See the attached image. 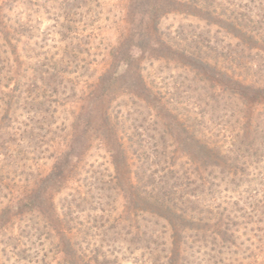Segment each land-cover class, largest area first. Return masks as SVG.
I'll use <instances>...</instances> for the list:
<instances>
[{
    "label": "rangeland",
    "instance_id": "rangeland-1",
    "mask_svg": "<svg viewBox=\"0 0 264 264\" xmlns=\"http://www.w3.org/2000/svg\"><path fill=\"white\" fill-rule=\"evenodd\" d=\"M147 182L164 208L134 205ZM68 241L73 264H264V0H0V264Z\"/></svg>",
    "mask_w": 264,
    "mask_h": 264
},
{
    "label": "trees",
    "instance_id": "trees-1",
    "mask_svg": "<svg viewBox=\"0 0 264 264\" xmlns=\"http://www.w3.org/2000/svg\"><path fill=\"white\" fill-rule=\"evenodd\" d=\"M199 148H202V150H204L203 152H208V151H211L208 146H201V145H197ZM130 186H132L131 184H129ZM150 185H153V186H150ZM137 187H130L128 188L129 192L132 194V200L135 201V206H137V208L140 206L139 204L141 203L142 205L143 204H151V206L153 207H157V208H164L165 205H166V200L167 199V194L163 192V189L162 187L160 186H154V183L153 182H147L146 184H142V185H136ZM148 186V187H147ZM150 187V189H149ZM183 203H187V202H182ZM144 206V205H143ZM134 208V207H133ZM141 211H146L143 207L140 208ZM171 210H173L170 206H166V211H169L171 212ZM135 211V212H133ZM136 211L138 210H133L132 211L130 210L129 211V217H130V214H133L136 215ZM184 211V210H183ZM182 211V213H183ZM187 212V211H186ZM185 213V211H184ZM174 215V214H173ZM176 216V215H174ZM181 218L184 220V222H198L197 219H192V218H187L185 216H181ZM123 221H125V219H123ZM133 221V220H131ZM65 231H72V230H68L66 228ZM64 231V234L63 236H66L68 233L70 232H65ZM66 251L68 253V257L70 258V264H73V260L76 259L77 257L75 256L76 253H73V252H69V246L70 243L68 241V243L66 242ZM72 253V254H71ZM68 263V264H69Z\"/></svg>",
    "mask_w": 264,
    "mask_h": 264
}]
</instances>
